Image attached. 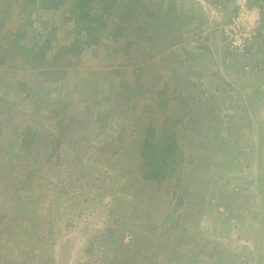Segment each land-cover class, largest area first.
Masks as SVG:
<instances>
[{
  "label": "rangeland",
  "instance_id": "obj_1",
  "mask_svg": "<svg viewBox=\"0 0 264 264\" xmlns=\"http://www.w3.org/2000/svg\"><path fill=\"white\" fill-rule=\"evenodd\" d=\"M110 2L77 58L76 0H0V264H264V0ZM151 128L181 152L159 183Z\"/></svg>",
  "mask_w": 264,
  "mask_h": 264
},
{
  "label": "trees",
  "instance_id": "obj_2",
  "mask_svg": "<svg viewBox=\"0 0 264 264\" xmlns=\"http://www.w3.org/2000/svg\"><path fill=\"white\" fill-rule=\"evenodd\" d=\"M28 3L35 4L37 0H25ZM43 8L45 6L50 8H58L63 4V0H39ZM95 0H76L75 9L77 10V18L74 21V34L76 38L69 44V49L74 51V55L78 58L86 48L89 47H99L102 43V32L106 27V24L103 22V16L100 14L99 16L92 15L93 3ZM116 0H112L109 4L103 5L104 10L108 11L111 9V4L114 5ZM111 6V7H110ZM129 18V14H125L121 17V21L119 23H114L113 26L116 27V37H120L124 35L125 31L127 30L126 26H123V23L126 19ZM83 30L86 32L87 37L86 40L80 38ZM110 33V32H109ZM110 35V34H109ZM116 39V38H115ZM115 41V40H114ZM129 45L137 44L136 41L128 42ZM45 47H39L38 51L34 53V56L30 60L31 62H40V59L44 58L48 49L52 46V42L47 39L45 40ZM37 45V43H36ZM130 47V46H129ZM35 48V47H34ZM33 48V49H34ZM62 49V48H61ZM132 50V48H131ZM133 50H128L125 52L130 59V64L134 63L136 53ZM6 55H1L0 57V66H4L7 63ZM167 98H164L163 94H158V104L157 106L161 109L167 104ZM62 128L66 126H62L61 123L58 124ZM62 128L60 130H62ZM165 136H163L160 140H154V129L151 128V133L146 134L144 137V142L141 146V163L145 167L144 172L142 174L143 179L147 181H165L172 178V173L174 172L176 166L178 165L179 154L181 153L179 150L178 141L176 135L169 134V129L164 128ZM36 131H28L22 137L21 147L26 149H33L35 148L34 144L37 141ZM154 140V141H153ZM161 141L163 144H160ZM178 153V159H177ZM258 195L261 200H264V191L261 189L258 190ZM181 198V199H180ZM180 204L182 202V197L177 196Z\"/></svg>",
  "mask_w": 264,
  "mask_h": 264
},
{
  "label": "built area",
  "instance_id": "obj_3",
  "mask_svg": "<svg viewBox=\"0 0 264 264\" xmlns=\"http://www.w3.org/2000/svg\"><path fill=\"white\" fill-rule=\"evenodd\" d=\"M246 1H247V0H246ZM240 6L242 7V9L244 8L243 4H240ZM255 26H256V25H255ZM254 28H256V27H254ZM226 31H227V33H228V36H231V35H230V30H226ZM243 33H244V30L242 31V37H240V38L236 36L235 39H236L237 41L233 42L234 47H235V46H236V47H237V46H238V47H243L244 41H245V39H246V37H247V36L244 35ZM238 41H239V42H238ZM244 46H245V44H244ZM241 49H242V48H241ZM237 51H238V52H241L240 49H238Z\"/></svg>",
  "mask_w": 264,
  "mask_h": 264
}]
</instances>
